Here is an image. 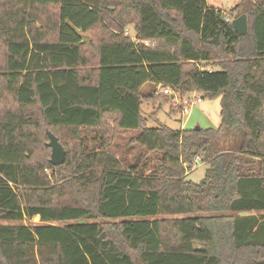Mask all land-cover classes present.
<instances>
[{
	"label": "trees",
	"instance_id": "trees-1",
	"mask_svg": "<svg viewBox=\"0 0 264 264\" xmlns=\"http://www.w3.org/2000/svg\"><path fill=\"white\" fill-rule=\"evenodd\" d=\"M245 14L238 35L206 0H0V264H264V0ZM145 84L220 97L219 125L147 126Z\"/></svg>",
	"mask_w": 264,
	"mask_h": 264
},
{
	"label": "rangeland",
	"instance_id": "rangeland-1",
	"mask_svg": "<svg viewBox=\"0 0 264 264\" xmlns=\"http://www.w3.org/2000/svg\"><path fill=\"white\" fill-rule=\"evenodd\" d=\"M207 5L210 8L218 9L225 12V15L228 19L233 20L237 16L242 13H245L246 0H206ZM128 30L129 34H134L133 24H128L125 28ZM154 87L152 84H145L141 88V93L143 95V100L141 103V114L144 118L146 125L149 127H155L160 124H165L173 129L180 128L181 122L185 124V128H194L199 126L201 128H216L220 123V97L214 98H203L202 101L195 105L190 114L184 116L180 121V115L174 109L170 110V105L161 99H151L147 100L146 96L153 92ZM136 132L134 131H119L112 137V142L110 145V151L115 154L117 158L124 159L125 161L130 162L134 157L136 151H141L139 148H130L132 146H128L127 142L131 136H133ZM230 147V146H228ZM150 153L148 156H151ZM208 165L204 162L197 160L195 165L191 170H188L186 178L193 182H199L206 173ZM45 172L48 175H51L50 169H45ZM146 174L148 171L145 172ZM67 173H65L66 175ZM160 218H170V217H182V215H173V216H159ZM117 220H107V219H95L97 223H105V222H117ZM39 217H34L30 220H24L22 223L27 226H32L34 224H38ZM0 223L11 224L17 222H4L0 220ZM60 225H64L61 223Z\"/></svg>",
	"mask_w": 264,
	"mask_h": 264
},
{
	"label": "built area",
	"instance_id": "built-area-1",
	"mask_svg": "<svg viewBox=\"0 0 264 264\" xmlns=\"http://www.w3.org/2000/svg\"><path fill=\"white\" fill-rule=\"evenodd\" d=\"M124 35L128 36L132 41H136L135 34L130 35L128 30H124ZM146 45H152L148 40L143 41ZM208 71H211V68H207ZM155 94L159 95L162 94L168 99V104L180 115V121L184 116H187L190 114L192 108L199 104L202 101V96L198 94L196 91L186 93V94H180L178 91L173 90L169 86H164L161 84H157L155 86ZM183 123L181 122V125ZM183 128V127H181ZM198 159H195V162Z\"/></svg>",
	"mask_w": 264,
	"mask_h": 264
},
{
	"label": "water",
	"instance_id": "water-1",
	"mask_svg": "<svg viewBox=\"0 0 264 264\" xmlns=\"http://www.w3.org/2000/svg\"><path fill=\"white\" fill-rule=\"evenodd\" d=\"M232 26L238 35H244L248 32V20L245 13L240 14L232 20ZM89 40V36L84 35L83 41ZM196 129L199 127L196 126ZM48 136V141L46 146L51 149L50 163L53 166L61 165L65 162L66 151L62 144L59 142L58 138L51 133L46 131Z\"/></svg>",
	"mask_w": 264,
	"mask_h": 264
},
{
	"label": "crops",
	"instance_id": "crops-1",
	"mask_svg": "<svg viewBox=\"0 0 264 264\" xmlns=\"http://www.w3.org/2000/svg\"><path fill=\"white\" fill-rule=\"evenodd\" d=\"M211 69H212V68H211ZM184 126H185V124H184V123H183L182 125L180 124V128H181V127L185 128Z\"/></svg>",
	"mask_w": 264,
	"mask_h": 264
}]
</instances>
